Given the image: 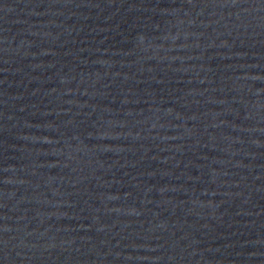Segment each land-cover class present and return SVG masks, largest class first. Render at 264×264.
I'll return each mask as SVG.
<instances>
[{
    "label": "water",
    "instance_id": "water-1",
    "mask_svg": "<svg viewBox=\"0 0 264 264\" xmlns=\"http://www.w3.org/2000/svg\"><path fill=\"white\" fill-rule=\"evenodd\" d=\"M0 264H264V0H0Z\"/></svg>",
    "mask_w": 264,
    "mask_h": 264
}]
</instances>
